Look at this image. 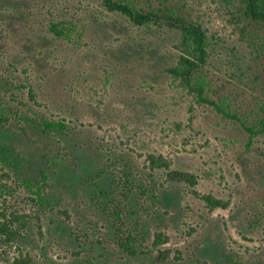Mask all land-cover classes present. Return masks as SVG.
<instances>
[{
    "label": "rangeland",
    "instance_id": "374dc122",
    "mask_svg": "<svg viewBox=\"0 0 264 264\" xmlns=\"http://www.w3.org/2000/svg\"><path fill=\"white\" fill-rule=\"evenodd\" d=\"M233 10L191 0L183 14L210 40L209 95L248 116L264 28L240 32ZM179 38L102 0H0V264H264V135L170 76Z\"/></svg>",
    "mask_w": 264,
    "mask_h": 264
},
{
    "label": "trees",
    "instance_id": "16d2710c",
    "mask_svg": "<svg viewBox=\"0 0 264 264\" xmlns=\"http://www.w3.org/2000/svg\"><path fill=\"white\" fill-rule=\"evenodd\" d=\"M158 7H150L143 10L138 6L137 0H102L103 5L111 12H118L136 25L147 24L165 25L170 29L179 32V43L176 45L178 51L177 61L174 66L167 71L170 76L177 81L184 89L193 95L194 100L199 104L212 106L216 112L230 118L243 127L252 139L259 135H264V102L258 105L257 110H252L248 116L238 115L230 108V104L224 98L212 99L209 95L210 83L207 80L205 69L208 62V48L210 46L209 37L204 28L192 21L183 14V9L187 2L191 0H156ZM224 4L231 6V20L236 24H243L240 32L246 30L248 26H261L264 28V0H220ZM56 28V29H55ZM57 32V27L54 26ZM245 32V31H244ZM57 128L61 125H54ZM52 124L46 123V129H52ZM4 162V160H2ZM151 167L168 169L169 164L153 156L148 157ZM16 170L15 166H12ZM169 178L184 181L194 185L196 180L193 175L184 172H169ZM47 175L42 173L40 182L45 183ZM30 188L31 186L27 184ZM43 188V185H42ZM41 188L36 189V194L40 195ZM207 206L212 209L221 207L222 204L207 195L202 197Z\"/></svg>",
    "mask_w": 264,
    "mask_h": 264
}]
</instances>
